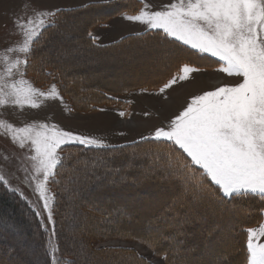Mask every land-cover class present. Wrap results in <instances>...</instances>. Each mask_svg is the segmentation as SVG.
<instances>
[{"label":"snow or ice","instance_id":"snow-or-ice-1","mask_svg":"<svg viewBox=\"0 0 264 264\" xmlns=\"http://www.w3.org/2000/svg\"><path fill=\"white\" fill-rule=\"evenodd\" d=\"M101 2L108 4L113 0ZM137 2L142 7L133 14L122 13L128 21L145 26L144 33L137 35L151 31L162 33L164 38L178 42V52H183L182 45L196 54L216 58L220 65L216 70L236 80L192 97L166 128L158 127L151 137H142L167 143L181 152V158L171 152L166 159L157 155L145 177L160 181L164 194L173 196L164 207L163 215L176 218L183 213V221L188 222L194 219L192 213L196 205L205 199H212L219 205L250 198L264 201V0H171L159 10H153L146 0ZM92 6L95 5L85 7ZM62 11L65 10L35 11L32 16L17 17L14 21L23 39L17 45L5 48L4 55H0L3 63L0 106L38 108L41 102L38 98L63 101L56 85L45 92L23 79L35 54V45L44 31L55 27V22L48 18L56 17ZM55 51L60 59L75 57L78 49L61 43ZM11 53H21L24 59L13 57ZM198 70L184 64L180 74L165 83L160 92L188 79L190 73ZM17 74L21 78L13 79ZM0 129H4L20 149L31 153L25 159L31 161L32 174H27L28 168L21 165L20 170L26 173L21 182L31 186L30 180L35 181L34 191L53 226L52 236L56 235V230L54 196L49 194L48 188L50 181L60 183L57 177L66 173V190L70 187L74 195L92 184L104 188L117 183L112 174L119 169L113 170L102 161L90 163L82 157L61 155L64 146L71 144L81 145L88 151L113 148L102 140L46 123L15 127L0 120ZM0 159L5 165L12 164L11 157ZM207 182L215 189L210 191ZM0 186L13 193L20 191L10 185L2 168ZM20 195L23 197V193ZM36 215L41 216V212L36 211ZM0 227L9 229L13 226L0 220ZM247 233L246 264H264V242H261L264 223L258 228H248ZM156 240L158 238H154L150 246L155 247ZM59 250V245L49 240L47 254L51 264H77L75 260L58 258Z\"/></svg>","mask_w":264,"mask_h":264},{"label":"trees","instance_id":"trees-1","mask_svg":"<svg viewBox=\"0 0 264 264\" xmlns=\"http://www.w3.org/2000/svg\"><path fill=\"white\" fill-rule=\"evenodd\" d=\"M88 5L95 6L85 7ZM140 7L137 0H113L108 4L88 3L83 7L63 9L65 11L52 17L55 27L44 31L39 43L35 45V54L25 70L26 73L38 87L45 88L51 82L56 83L59 92L70 98L74 108L89 111L111 104L125 108L128 106L127 101L120 95L135 89L159 88L180 72L184 64L212 69L220 66L216 58L196 54L185 46L181 45L180 48L184 50L178 52V42L164 38L157 31L148 32L146 35L128 34L107 44H99L96 39L93 40L94 36L90 33L93 25L119 13L133 14ZM69 23L77 25L72 32L68 30L71 29V26L67 27ZM65 32H69L71 38L80 42L75 57L71 59L90 61L85 65V70L72 67L66 57L58 59L47 55L58 34L66 35ZM133 48L139 51L148 50L154 55L152 58L146 56L153 63L146 68L149 75L156 69L165 68L154 76L142 77L132 76L128 68L126 71L123 70L125 68H119L118 65L125 62L120 56L125 53H129L130 59L134 57V60L129 59V65L145 62L144 55L131 53ZM64 60L67 64L60 62ZM102 63L110 68L115 66L112 69L114 74L111 75L110 71L102 79L93 77V73L105 70ZM167 68L168 74L162 76ZM116 69L121 72L115 71ZM122 71L126 74L116 75L123 73ZM48 73L52 75L49 76ZM136 80V84H126ZM99 81L105 85H101ZM64 149L62 156L82 157L90 163L102 161L113 170L119 171H113L112 178L117 181L114 185L98 188L92 184L75 195L70 187L66 190V173L57 177L60 183L49 182L54 196V237L60 249L57 257L61 260H75L77 264H157L133 247L95 249L91 244L101 239L119 238L145 244L151 254L161 258L164 264H246L247 229L263 220L264 201L250 198L219 205L212 199H205L196 205L192 213L194 219L184 222L183 213L176 218L163 215L164 207L171 202L173 196L164 194L160 181L145 178L157 155L166 159L171 152L181 158L180 150H174L167 143L142 138L110 149L88 151L78 144L66 145ZM100 171L102 173L103 169ZM206 186H210V191L215 189L210 182ZM145 192L152 194L153 200L143 201L141 194ZM138 195L140 196L137 197ZM65 197H69L70 202ZM128 197L134 201L129 202ZM63 208L71 210V221L69 227L67 225L70 236L66 234L65 225L68 219H64ZM81 208L86 210L82 211ZM0 220L16 223L23 228L28 235L26 243L37 247L33 251L22 247L16 250L13 244L18 242H14L9 234L5 239L0 232V264H51V258L47 254L51 236L43 228L36 211L19 193L10 192L2 186ZM17 233L19 232H16V236H19ZM154 238L158 240L155 247H152L150 244ZM68 239L72 246L67 243ZM7 259H10L9 263Z\"/></svg>","mask_w":264,"mask_h":264},{"label":"rangeland","instance_id":"rangeland-1","mask_svg":"<svg viewBox=\"0 0 264 264\" xmlns=\"http://www.w3.org/2000/svg\"><path fill=\"white\" fill-rule=\"evenodd\" d=\"M99 2H101V0H0V55H4L5 48L9 46H15L18 43L22 42L23 37L14 25V21L17 19V17L27 18L29 16H32L35 11L53 12L57 9L72 7L77 8L81 6L83 7L88 3ZM146 2L152 6L153 10H159L162 5L170 3L171 0H146ZM121 14L122 13H119L116 16H110L106 18L102 23H99L95 26L93 25L90 28V33H99L101 35L100 41L107 42L112 40L117 41V39H120L127 34H131V32L141 33L145 31V26L139 24L138 22L129 21L128 23H126L125 21H123ZM48 20L52 21V17H49ZM113 23H115L114 28L111 27ZM70 24L71 23H69L67 27L71 26V29L68 30L72 32V29H74L77 25ZM108 24L109 26L105 28V25ZM65 33L66 35L58 34L57 38H55V44H53L52 47H49V50L47 52V55H49V57H57L55 49L59 48L61 43H63L65 47L77 49L80 42L75 40L74 38H71L69 36V32ZM131 53H133V55H144L143 57L145 58V62L142 61L139 64L129 65L131 64L129 62L130 55L129 53H125L124 55L120 56V59L122 57L125 62L120 63L118 67H122L121 69L125 68L123 69L124 71H126V69L128 68L132 72L131 75H134L135 77L149 75V72L146 68H148V66H152L153 63L149 62V59H146V56L152 58L154 56L152 52H149L148 50L139 51L137 50V48H133L131 49ZM10 55L13 57L19 56L20 59H24V55L21 53H11ZM66 58L69 59V64L72 67H78L79 69L83 70H85V65L90 62H85L86 59L73 61L71 58L74 57ZM133 58L131 57L130 60H134ZM135 61H137V58L135 59ZM60 62H63V64H67L65 60ZM102 64L103 65L101 66L105 67V70H103L101 73H93V77L102 79L101 77H105L104 74L110 71L111 75L114 74L112 69H115V66H112V68H110L109 65L107 66L104 63ZM161 64L162 63H160V65ZM2 68L3 63L2 61H0V70H2ZM163 68L161 67L158 70H154L151 75L154 76V74H156L157 72L162 71ZM197 69L199 70L189 74L188 79L178 81L172 87L165 89L163 93L160 92V88H162L164 85L156 89H135L129 91L128 93L120 95L121 98L127 101L128 106H126L125 108H123V106L111 104L101 105V107H99L98 109L89 111H79L74 108L70 98L62 95L61 92H59L56 83L51 82L45 88H41L36 86L33 83L31 77L26 73L23 79H26L33 87L40 89L41 91L47 92L50 90L52 85H56L60 96L63 97V101L61 102V100L59 99L44 100L42 98H38L41 100L40 107L38 108H31L27 105L21 108L19 106H13L11 104L7 106H0V120L5 121L6 123H11L15 127H23L32 123H36L37 125L39 123H46L49 125L55 124L61 130L70 131L74 134L93 137L104 141L108 145H122L128 143L127 141H132L135 139L138 140L142 137H151L154 134L155 129L158 127L166 128L171 119L178 115L187 106V104L191 102L192 97L200 95L205 91L212 90L222 84H230L236 82L234 78L227 77L224 73L218 72L216 70L218 69V67L213 69ZM22 70L24 69L22 68ZM115 71L121 72V70L118 69H116ZM168 72L169 69L165 71L162 76L168 74ZM76 74L80 75L79 73ZM125 74L126 73L123 72L121 74L117 73L116 75ZM178 74H180V72H178L174 76H177ZM174 76H172L169 80H171ZM20 78L21 77L18 74L13 77V79ZM100 83L101 85H105L103 82ZM136 83L137 80L126 84ZM121 112L125 113V115L121 116ZM29 155H31V153H29L26 149H20L16 144L12 142L10 136L6 134L4 129H0V158L8 156L12 159V164L10 166L5 165L2 159H0V168L4 170L10 185L14 188H18L20 190L18 192L19 194L23 193V198L28 201V203L34 208L35 211L41 212V216L38 217L42 223V226L49 232L51 241L53 243H56L55 237L51 234L53 226L47 219V213L43 211L42 201H40L38 193L34 191L35 181L30 180L31 186L21 182L26 175L23 170H20L21 165L28 168L27 174H32L31 161L25 159V157ZM13 172H15V175H12ZM48 188L50 190L49 184ZM49 194L52 195L51 190L49 191ZM139 196L140 195H138L137 197ZM141 196L144 198L143 201L153 200V195L149 194V192L142 193ZM65 200L67 202H70L69 197H65ZM128 200L129 202L134 201H132L131 197H128ZM63 209L65 214L64 219H68L65 225L67 228L66 234L70 236L71 232H68V227L71 221V218H69L71 216V210L69 208ZM81 210L85 211L86 209L81 208ZM6 223L12 225L13 227L9 229L0 227V232L5 236V239L9 234L13 237L14 242H18L16 244H13V248L17 250V248L22 247L26 250L31 251H33L34 248H37L35 246H32L31 244L29 245L28 243H26V241H28V235L23 228L18 227L16 223ZM262 223H264V214L263 220L252 228H258ZM16 232H19L17 233V235L19 236H16ZM14 242H11V244ZM261 242H264V238H261ZM67 243L69 244V246L73 245L71 244V241L69 239ZM91 244L95 249H98L100 247L112 246L133 247L139 253L150 258L154 263L164 264V261L161 258L153 256L151 254V250L145 244L138 241L116 238L104 240L101 239L100 241H95ZM7 262L9 263L10 259H7Z\"/></svg>","mask_w":264,"mask_h":264},{"label":"crops","instance_id":"crops-1","mask_svg":"<svg viewBox=\"0 0 264 264\" xmlns=\"http://www.w3.org/2000/svg\"><path fill=\"white\" fill-rule=\"evenodd\" d=\"M121 16H122V20L123 21H125L126 23H128L129 21L127 20V19H125L124 18V16L121 14ZM107 26H109V24L108 25H105V28H107ZM111 27L112 28H114L115 27V23H113L112 25H111ZM133 33H138V32H131V34H133ZM93 36H94V38H96V40H97V42L99 43V44H107V43H111V42H114V41H116V40H112V41H107V42H104V41H100V37H101V35L98 33H96V34H92ZM128 35V34H127ZM118 40V39H117ZM136 140V139H135ZM135 140H132V141H135ZM132 141H127V142H132Z\"/></svg>","mask_w":264,"mask_h":264},{"label":"bare ground","instance_id":"bare-ground-1","mask_svg":"<svg viewBox=\"0 0 264 264\" xmlns=\"http://www.w3.org/2000/svg\"><path fill=\"white\" fill-rule=\"evenodd\" d=\"M177 61V60H176ZM172 65H174V64H172ZM175 66V65H174ZM169 67H171V66H169ZM168 69V68H167ZM163 72H164V70H163Z\"/></svg>","mask_w":264,"mask_h":264}]
</instances>
